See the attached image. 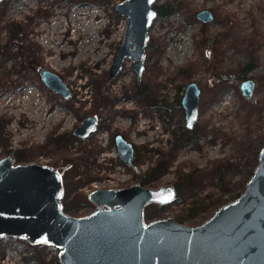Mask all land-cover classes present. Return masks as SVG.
Segmentation results:
<instances>
[{
  "label": "rangeland",
  "instance_id": "obj_1",
  "mask_svg": "<svg viewBox=\"0 0 264 264\" xmlns=\"http://www.w3.org/2000/svg\"><path fill=\"white\" fill-rule=\"evenodd\" d=\"M118 1H0V157L21 150L26 158L21 163L58 165L62 210L76 216L96 208L88 197L96 187L140 183L152 167L157 175L153 186H182V171L215 164L212 170L223 169V179L198 174L191 185L194 204L173 201L163 210L155 202L144 206L145 221L184 216L178 221L198 224L220 204L198 218L187 216L221 193L229 200L232 189L242 192L241 182L264 145V111L242 107L239 86L240 80L253 78V95L264 100V0H155L171 11L157 14L149 26L139 78L128 56L116 75L108 76L127 26L126 16L113 8ZM204 8L213 15L206 22L196 17ZM74 30L77 40L71 39ZM214 46L220 47L219 56ZM41 67L56 72L69 93L47 86ZM220 73L226 83L212 98L205 85ZM190 80L202 89L192 129L185 126L181 104ZM121 94L130 96L125 97L130 107H118ZM89 114L97 117V130L84 137L74 134L75 125ZM116 133L135 147L128 163L117 153ZM58 251L25 237L0 238V264H61Z\"/></svg>",
  "mask_w": 264,
  "mask_h": 264
},
{
  "label": "water",
  "instance_id": "obj_2",
  "mask_svg": "<svg viewBox=\"0 0 264 264\" xmlns=\"http://www.w3.org/2000/svg\"><path fill=\"white\" fill-rule=\"evenodd\" d=\"M1 1V0H0ZM155 0H121L113 8L124 14L127 26L115 51L108 76L121 69L126 56L139 78L148 29L157 16ZM196 15L212 19L209 9ZM44 83L67 95L61 77L39 69ZM255 80H240L243 96L254 99ZM200 87L189 81L181 96L185 124L199 116ZM98 119L87 115L73 133L84 137L97 127ZM119 157L130 162L133 144L120 134L116 138ZM61 171L44 162H15L9 153L0 157V238L25 237L30 243L59 248L61 264H264V145L244 189L221 203L202 222L189 225L165 216L145 221L149 202L172 203L177 190L172 182L146 186L96 187L88 194L96 208L83 215L62 210Z\"/></svg>",
  "mask_w": 264,
  "mask_h": 264
},
{
  "label": "trees",
  "instance_id": "obj_3",
  "mask_svg": "<svg viewBox=\"0 0 264 264\" xmlns=\"http://www.w3.org/2000/svg\"><path fill=\"white\" fill-rule=\"evenodd\" d=\"M156 7H157L158 15H166L171 11V8L169 6H166V5L161 4V5H158ZM249 41L251 42V44H253V38L252 37L249 38ZM220 51H221V49L219 46H214V52L217 56L220 55ZM251 65L252 64L249 63L246 66V68L251 67ZM182 69L186 70L185 67L181 68V66H180L181 71H182ZM184 76L186 79L185 74H184ZM216 76H217V79H215L212 82H210L209 84L205 85V90L210 92V95L212 98L217 97L218 89L224 83H226V75L225 74L220 73ZM263 80H264V74H263ZM240 101L242 103V107L246 106V108H247L249 105V108H251L253 110V112L254 111L260 112L261 110L264 111V100H261L259 98L248 99V98H245L244 96L240 95ZM250 113L251 112L248 111V114H250ZM260 116L261 115L258 114L259 118H260ZM248 119H249L248 117L247 118L245 117V119L243 120V122H244L243 125L246 127V132L249 133L250 123H248V121H249ZM60 141H61V139L59 137H57L56 138V144L61 143ZM24 159H26V158L23 157L21 150L14 151V161L15 162H19V161L24 160ZM256 164H257V160H256ZM214 166H215V164L213 166L210 165V166H206L204 168H198V166L193 165L192 167L189 168V170L182 171L180 173V175L178 176V181L181 180V184H183V185L181 186L179 184H175L176 190H177V196H176L174 201H176V202L178 201L181 203H188V200H189L190 203H192V204H194V202H196L195 193H192L191 185H192L193 181L197 178L198 174L204 173V175L207 177L206 179H214V180L220 182L224 177L223 169L219 171L218 170L219 168L218 169L214 168L212 170V167H214ZM57 167L60 169V167L58 165H57ZM207 170H208V173H206ZM211 170H212V172H211ZM213 171L215 172V176H213ZM252 171H253V169L249 171L248 176H246L244 181L241 182L242 189L245 186V183H246L247 179L249 178V175L252 174ZM154 172H155V168L152 167L151 170L149 171V173L147 175H144L141 178L140 183L143 185H152V186L155 185L154 181H156L157 175L154 174ZM232 191H233L232 197H235L240 193L241 190L235 191V189H232ZM227 199L228 198H225L221 193L219 196H217L215 198L208 199V201L206 203H204L199 209H197L196 212H194L192 215H189L187 217L192 219L193 217H195V215H197L196 218H198L200 213L207 211V210L214 209L217 205L221 204L222 202H224ZM156 205H157L159 210H163L165 206L169 205V203H167V204L156 203ZM150 215H149V217H150ZM159 216H161V215H159ZM183 217L184 216H180V218H178V220L181 221Z\"/></svg>",
  "mask_w": 264,
  "mask_h": 264
},
{
  "label": "bare ground",
  "instance_id": "obj_4",
  "mask_svg": "<svg viewBox=\"0 0 264 264\" xmlns=\"http://www.w3.org/2000/svg\"><path fill=\"white\" fill-rule=\"evenodd\" d=\"M63 25L62 24H58L57 25V27H62ZM55 29V28H54ZM78 30H74L73 32H72V35H75V37H72L71 39H73V40H77V39H79V37H77L76 35H78ZM54 33L53 32H50V38H52L54 35H53ZM80 37H82V34L80 35ZM62 49H64L65 50V48H62ZM61 49V50H62ZM82 55H79L78 57H77V59H76V61L77 60H79L80 59V57H81ZM56 59V58H55ZM125 97H130V96H128V95H123V94H121V95H119V97H118V101H119V106L118 107H122V106H125V107H130V103H129V99H126ZM133 97V96H132ZM133 99V98H132ZM60 114V116H64V114L63 113H59Z\"/></svg>",
  "mask_w": 264,
  "mask_h": 264
},
{
  "label": "flooded vegetation",
  "instance_id": "obj_5",
  "mask_svg": "<svg viewBox=\"0 0 264 264\" xmlns=\"http://www.w3.org/2000/svg\"><path fill=\"white\" fill-rule=\"evenodd\" d=\"M198 12V11H197ZM196 12V13H197ZM196 17L198 18V19H200L197 15H196ZM201 20V19H200ZM211 20V19H210ZM201 21H203V20H201ZM208 21V20H207ZM203 22H206V21H203ZM190 81H193V80H190ZM189 82V81H188ZM201 88H200V92H201ZM195 123H196V121H195ZM195 123L192 125V126H187L186 124H185V126H186V128H188V129H192L194 126H195ZM97 128H98V123H97V127H96V129L95 130H97ZM94 130V131H95ZM92 132V131H91ZM118 134H120V133H116L114 136H113V140H114V142H115V145H116V138H117V135ZM122 137H123V135L122 134H120ZM133 147H134V145H133ZM116 150H117V146H116ZM134 152H135V147H134ZM118 153V152H117ZM132 158V157H131ZM125 162V161H124ZM127 163V162H126ZM59 169V168H58ZM61 174H62V172H61Z\"/></svg>",
  "mask_w": 264,
  "mask_h": 264
}]
</instances>
